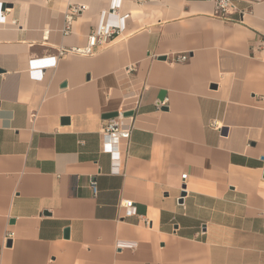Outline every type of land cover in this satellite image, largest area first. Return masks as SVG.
<instances>
[{"label":"crops","instance_id":"0c3cea01","mask_svg":"<svg viewBox=\"0 0 264 264\" xmlns=\"http://www.w3.org/2000/svg\"><path fill=\"white\" fill-rule=\"evenodd\" d=\"M112 4L0 0V264H264V0L237 3L242 24L216 0ZM102 23L111 44L59 57Z\"/></svg>","mask_w":264,"mask_h":264},{"label":"built area","instance_id":"2783aa9c","mask_svg":"<svg viewBox=\"0 0 264 264\" xmlns=\"http://www.w3.org/2000/svg\"><path fill=\"white\" fill-rule=\"evenodd\" d=\"M242 0H216V9L217 15L216 17L225 22H233V23H243V19L247 13H250L251 10H240L237 6V3ZM122 0H113V4L110 7V10L107 12L108 15L119 17V12L121 10ZM86 6H74L72 7L70 13L67 16V27L64 30L65 34L69 33V25L72 19L87 11ZM237 14L240 16L238 21H234L231 16ZM2 20V19H1ZM122 30V25H112L109 23H102L99 28L93 32L88 37V45L82 49H72V50H60V56H63L66 53H72L77 55H91L93 50L97 47H105L113 42V40L119 36ZM262 49H264V43H262ZM59 57H53L51 59L46 60L50 64H54ZM188 57L183 55L178 57L176 61L185 62ZM36 62L32 61L31 66L34 67ZM125 112H118V116L115 118L108 119L106 121V125L102 130V140H103V152L110 154L112 157V161L114 164V172L119 171V165L122 156V146H129V142L131 139L132 131L134 129V121L132 117H125ZM187 175H183L182 179L185 181ZM91 189L93 191L94 196L98 194V188L96 181L91 182ZM182 191H186V189H182ZM121 207L125 210L127 216H134L136 214V209L134 207V203L132 201H125L121 204Z\"/></svg>","mask_w":264,"mask_h":264},{"label":"water","instance_id":"95a60500","mask_svg":"<svg viewBox=\"0 0 264 264\" xmlns=\"http://www.w3.org/2000/svg\"><path fill=\"white\" fill-rule=\"evenodd\" d=\"M133 114H134V113H132V112H130V113H126V114H125V117L133 116ZM117 116H118V113H113V114H110V115H106L105 118H106V119H111V118H115V117H117ZM183 189H185V187H183ZM185 196H186V192L183 191V192L181 193V197H180V201H179L180 204L183 203V199H184ZM68 234H69V231H66V236H68Z\"/></svg>","mask_w":264,"mask_h":264}]
</instances>
